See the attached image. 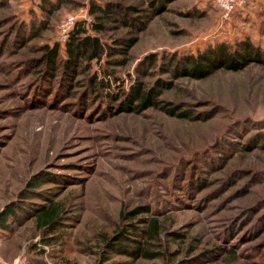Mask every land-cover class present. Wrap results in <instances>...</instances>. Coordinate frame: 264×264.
<instances>
[{
  "label": "rangeland",
  "instance_id": "374dc122",
  "mask_svg": "<svg viewBox=\"0 0 264 264\" xmlns=\"http://www.w3.org/2000/svg\"><path fill=\"white\" fill-rule=\"evenodd\" d=\"M39 1L0 0V21L30 24L42 15ZM97 1L150 13L160 4ZM90 2L64 6L44 35L16 55L3 46L10 23L0 27V211L11 202L16 211L8 229L0 225V264H264V149L246 147L264 137V64L221 69L205 79L173 78L163 98L182 110L210 111L208 120L157 109L105 118L104 107L116 103L109 98L90 112L59 101L37 105L31 77L18 62L34 56V42L64 44L63 20ZM166 5L145 30L106 34L109 41L138 38L131 61L111 67L118 77H110L113 84L128 89L149 54H198L249 39L264 50V0H245L230 18L213 0ZM241 170L246 176L229 180ZM35 180L38 187H31ZM50 206L59 209L54 230L39 224V212ZM132 211L142 213L123 219ZM151 217L165 226L158 250L176 255L136 259L109 250L107 241L118 231L143 228L139 220Z\"/></svg>",
  "mask_w": 264,
  "mask_h": 264
},
{
  "label": "trees",
  "instance_id": "16d2710c",
  "mask_svg": "<svg viewBox=\"0 0 264 264\" xmlns=\"http://www.w3.org/2000/svg\"><path fill=\"white\" fill-rule=\"evenodd\" d=\"M171 1L173 0H160L157 7L154 2V10L150 13L139 6L125 5L117 1L101 3L91 0L89 11L93 21L91 23L77 21L64 44L34 42L32 47L29 46L34 56L18 62L20 64L18 67L24 66L28 76L31 77L35 103L46 106L59 101L62 106L90 112L99 103L103 105L104 99L109 98L117 104L110 103L104 107L101 114L105 118L110 114L121 112L139 114L148 109L161 110L171 116L195 121L213 117L210 111L182 110L183 106L166 100L163 96L174 87L173 78L205 79L221 69L240 71L253 63L264 64V50L250 39L241 41L236 46L226 42H220L215 46L209 45L198 54L175 53L161 57L155 53L149 54L136 67L138 77L128 89L124 84L120 86L116 85L117 82L113 84L110 78L113 76L115 80L118 79L115 70L111 67H122L131 61L130 51L138 38L119 36L109 41L106 34L121 28H130V31L145 30L156 15L165 11L166 3ZM73 2L75 3V0H40L38 6L42 15L36 16L30 24L15 22V18L0 21V27L10 23L3 44L4 50L10 47V51L14 50L12 55H16L18 49H23L29 43L40 39L62 8ZM147 77H154V83L151 84L146 80ZM246 147L264 149V137L260 134V137L250 139ZM243 175L246 176L244 171H237L231 174L229 180H235ZM251 179L253 182L256 181L254 177ZM229 180L228 183H234ZM260 180L261 178L258 179ZM30 184L31 187H38L36 180L31 181ZM14 207L15 203L11 202L0 211V225L5 229H8L9 220L15 218ZM58 213L59 209L55 206L43 209L38 214L39 224L54 230L58 225ZM139 213L142 211L125 213L123 219L135 218L140 215ZM259 220L264 225V215ZM139 221L143 228L130 224L131 230L121 229L110 238L107 241L109 250L136 259H157L175 254L158 250L160 247L158 241L165 232L164 222L161 219L151 217ZM144 238L146 241L141 240ZM46 242L48 245L52 244ZM108 257H105L104 261L107 262L110 259ZM185 262L189 264L186 260L177 264H185Z\"/></svg>",
  "mask_w": 264,
  "mask_h": 264
},
{
  "label": "built area",
  "instance_id": "2783aa9c",
  "mask_svg": "<svg viewBox=\"0 0 264 264\" xmlns=\"http://www.w3.org/2000/svg\"><path fill=\"white\" fill-rule=\"evenodd\" d=\"M216 6L220 9L223 18H230L239 7L245 4V0H213ZM83 20L86 23H91L93 21V16L90 14L89 7H82L76 14H71L67 16L61 26V41L65 43L68 39L71 30L77 23V21Z\"/></svg>",
  "mask_w": 264,
  "mask_h": 264
}]
</instances>
